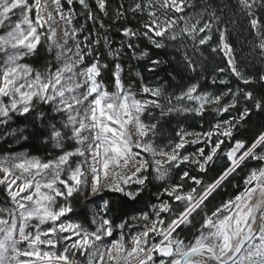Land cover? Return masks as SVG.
Listing matches in <instances>:
<instances>
[{
	"label": "snow or ice",
	"instance_id": "snow-or-ice-1",
	"mask_svg": "<svg viewBox=\"0 0 264 264\" xmlns=\"http://www.w3.org/2000/svg\"><path fill=\"white\" fill-rule=\"evenodd\" d=\"M0 149V264H264V0H0Z\"/></svg>",
	"mask_w": 264,
	"mask_h": 264
},
{
	"label": "trees",
	"instance_id": "trees-1",
	"mask_svg": "<svg viewBox=\"0 0 264 264\" xmlns=\"http://www.w3.org/2000/svg\"><path fill=\"white\" fill-rule=\"evenodd\" d=\"M113 4L115 5L116 0H112ZM134 23V22H133ZM115 35V34H114ZM232 43L235 45V47L237 48V51L240 52L241 49H243L244 53H247L249 51L248 47H247V39H246V33H243L242 29H237L232 36ZM147 47L151 54L155 57L157 55H160L161 57H163V53H157L155 50L151 49V45L148 44V42L146 40L141 42V48H145ZM205 55L208 56V62H207V66L209 69V73H211L212 68H214L217 64L221 63L220 57L218 56H212L210 55L208 52H205ZM49 61H53L54 62V54H49L47 52L46 49L44 48H40L38 51V54L36 56L33 57H29L26 59V63H29L30 65H32L35 68H44L46 66V64ZM124 65H125V69L127 70V65L129 63L137 65V61L135 60H129L127 58H125V60L123 61ZM147 60L145 59L144 61L139 62L138 69L143 73L146 82L147 81H151V82H156L157 80V76L160 77H165L166 76V71L168 69H166L165 71H161L159 73L153 74V73H149L147 71ZM259 69V65H257V70ZM179 79V77L177 78ZM209 79H211V76L209 75ZM203 83V81H202ZM212 90V89H209ZM171 91V89H170ZM214 107V105H213ZM210 119L209 117H205L203 123L205 125V127H207V120ZM257 118H253V120L255 121ZM202 122L200 121L199 117L196 118H192L189 117V119L185 122V126L189 128L190 131H199L200 129V124ZM175 127V121L172 122L171 125L165 124L164 127L161 130L160 135L157 138V142H160L162 139L168 137L171 134V130L172 128ZM35 143V141H33V144ZM5 148H7L8 146L5 145L3 146ZM191 150V149H190ZM0 151H2V149H0ZM10 151H27V152H32L33 154H40L43 155V152H37L36 148L32 147L31 145H25V147H21L20 145H12ZM225 163V161H219L217 163V168L221 167L223 164ZM239 181V177H237L236 180L232 181V184L229 185L226 189V192H224L223 198L227 199L228 195H231L234 191H236V188L234 187ZM221 197H217V202H219ZM145 202H147V200L149 199L148 195L145 194ZM76 213L78 216H80L81 218L85 215V214H89L88 209L86 208V204L81 203L78 204L76 207ZM199 220V217L197 218Z\"/></svg>",
	"mask_w": 264,
	"mask_h": 264
},
{
	"label": "rangeland",
	"instance_id": "rangeland-1",
	"mask_svg": "<svg viewBox=\"0 0 264 264\" xmlns=\"http://www.w3.org/2000/svg\"><path fill=\"white\" fill-rule=\"evenodd\" d=\"M42 3H43V0H42ZM54 39H55L57 42H62V33H61L59 30H58L57 34L55 35ZM130 130H131L132 133H133V139H134V140H135V139H138V136L135 135V129L132 128V127L130 126ZM85 204H86V208L88 209V212L90 213V208H89V206L87 205L86 202H85ZM78 258H79V257H78Z\"/></svg>",
	"mask_w": 264,
	"mask_h": 264
}]
</instances>
